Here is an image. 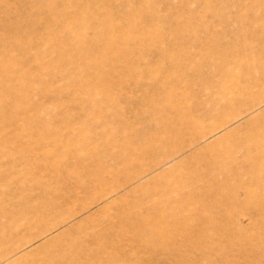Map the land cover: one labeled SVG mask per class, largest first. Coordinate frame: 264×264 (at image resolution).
I'll return each instance as SVG.
<instances>
[{"label": "rangeland", "instance_id": "rangeland-1", "mask_svg": "<svg viewBox=\"0 0 264 264\" xmlns=\"http://www.w3.org/2000/svg\"><path fill=\"white\" fill-rule=\"evenodd\" d=\"M263 5L0 0V264H264Z\"/></svg>", "mask_w": 264, "mask_h": 264}, {"label": "bare ground", "instance_id": "bare-ground-1", "mask_svg": "<svg viewBox=\"0 0 264 264\" xmlns=\"http://www.w3.org/2000/svg\"><path fill=\"white\" fill-rule=\"evenodd\" d=\"M256 6L257 5H255V8H256ZM254 7H252L251 9H255ZM261 9H262V11H263V14H264V5L263 6H261L260 7ZM251 15H249V17H247V19H249L250 20V22H252V23H256L257 21H259V20H262V19H260L259 17H260V15L262 14V12L260 11V13H257V11L256 10H254V11H251ZM251 17V18H250ZM237 19H238V17H237ZM242 19L243 18H239L238 20H239V23H238V25L240 24H242L245 20H243L242 21ZM248 20V21H249ZM237 25V26H238ZM212 60V59H211ZM213 61V60H212ZM223 64V63H222ZM221 68H223V66L221 67ZM262 68H263V70H264V66H262ZM223 71H225L226 73H228L229 72V70H225V69H223ZM263 76H264V74H263ZM260 80H262V79H260ZM155 231V230H154Z\"/></svg>", "mask_w": 264, "mask_h": 264}]
</instances>
